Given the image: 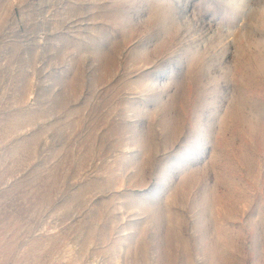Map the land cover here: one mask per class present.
I'll return each instance as SVG.
<instances>
[{
  "label": "rangeland",
  "instance_id": "obj_1",
  "mask_svg": "<svg viewBox=\"0 0 264 264\" xmlns=\"http://www.w3.org/2000/svg\"><path fill=\"white\" fill-rule=\"evenodd\" d=\"M0 264H264V0H0Z\"/></svg>",
  "mask_w": 264,
  "mask_h": 264
}]
</instances>
